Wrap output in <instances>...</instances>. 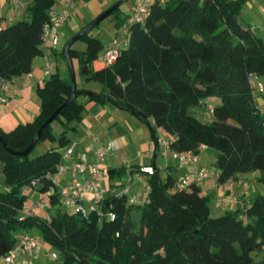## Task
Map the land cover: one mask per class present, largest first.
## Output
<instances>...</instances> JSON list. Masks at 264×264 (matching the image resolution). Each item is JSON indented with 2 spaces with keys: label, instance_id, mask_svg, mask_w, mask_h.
Listing matches in <instances>:
<instances>
[{
  "label": "trees",
  "instance_id": "1",
  "mask_svg": "<svg viewBox=\"0 0 264 264\" xmlns=\"http://www.w3.org/2000/svg\"><path fill=\"white\" fill-rule=\"evenodd\" d=\"M57 1L24 0L29 21L0 29L1 80L28 75L33 59L44 54L42 28L50 23L49 11ZM244 1L153 2L141 23L131 22V15L121 17L117 8L109 17L118 28L126 24L125 45L109 66L99 60L105 46L92 30L76 41L84 50H73L76 42L70 46L68 57L71 64L76 60L78 76L101 88L75 85L74 99L53 120L65 122L58 147L30 157L39 143L55 139L53 121L26 156L11 155L0 144V258L14 248L19 233L36 228L42 242L57 251V264H264V193L212 217L213 194H202L198 184L178 190L181 179L168 175L162 181L154 168L152 174L142 173L147 188L142 201L131 202L112 185L83 214L64 210L46 178L63 163L60 148L68 143L67 134L76 131L84 110L80 98H86L127 111L149 126L155 142L160 132L176 153L198 156L202 148L213 150L217 185L255 172L264 184V94H259L261 104L254 101L250 79L264 76V39L240 24ZM66 73H54L36 88L39 113L32 122L0 130L9 149L25 150L46 119L70 98L68 67ZM208 98L218 103L206 109L208 119L201 121L192 111ZM113 172L111 179L124 169ZM34 186L48 203L45 215L34 212L37 207H23L24 188Z\"/></svg>",
  "mask_w": 264,
  "mask_h": 264
},
{
  "label": "crops",
  "instance_id": "2",
  "mask_svg": "<svg viewBox=\"0 0 264 264\" xmlns=\"http://www.w3.org/2000/svg\"><path fill=\"white\" fill-rule=\"evenodd\" d=\"M13 1L14 0H0V29L6 28L19 21H29L26 9H15ZM119 1L120 0H71L70 3H67L65 0H58L56 2L54 9L56 11H66L69 15L66 23L58 31L57 47L51 50L50 44L44 42V54L33 59L31 72L28 75L8 81L10 91L7 94V102L4 104L0 103L1 131L9 132L18 125L32 122L39 113V100L35 93L36 88L42 87L54 73H58L61 77H65L68 65L65 58L61 55L64 48L60 51L58 50L60 40L62 38H67L66 40L69 41L81 30L88 27L90 23L105 10ZM128 1L129 0L119 7L121 17L132 15L134 8L140 2V0H134V2L131 3ZM239 22L244 28L252 27L254 32L264 39V0L244 1L239 14ZM110 23L111 28L104 42H102L96 34L92 33L93 30L91 31V34L100 40L104 46L109 45L117 35L116 32L118 27L116 26V20L111 17ZM68 41H66V44ZM118 44L120 48L124 46L125 38L121 42L118 41ZM72 49L81 51L84 50V45L80 42H76L72 46ZM102 53L103 49L99 53V60L102 57ZM48 65L50 66V74H45ZM80 81V85H76L75 83L77 88L92 91H99L101 88L99 85V89H97L93 82H87L82 78H80ZM0 96H5V93L0 91ZM80 100L84 104V110L81 114L80 121L77 124L76 131L67 134L66 138L68 143L61 147L60 151L61 153H65L70 146H73V158H77L80 154H85L87 160L90 162L93 160L92 151L90 150L92 136H98L102 144L112 142L114 144L113 152H111L109 157L100 164V169L102 171V178L98 185L100 188L108 191L113 185L114 188L117 189V185L110 183L112 179L109 173L114 175V170L124 169V174L118 178H122L128 174H130L133 179L137 177V185H134L135 188L133 191L131 190V193L136 194L138 200L142 201L147 194V188L145 186V176H141L140 179L138 174H135L140 167H151L153 171H155L154 168H156L158 175L162 167L164 173L172 177L174 172L179 170L182 172L179 180L185 174L193 173L196 169L197 171L202 170V168H197L195 165L186 167L184 165L180 166L170 157L164 160L159 155L157 141H154L149 126L127 111L119 110L111 104L100 105L97 103H88L86 98H80ZM205 101H203V103ZM217 103L218 102H215L209 107ZM150 125L153 126L152 123H150ZM56 130L57 133H55ZM64 131L65 122L62 119L53 121L50 126V132L55 139L52 141L46 140L44 142L50 145L57 143L58 136ZM158 135H160V132L157 131L156 136ZM160 162L163 163V165H160ZM88 176L89 170L87 169L83 173H78L74 176L71 174L61 175L59 176V181L60 185L75 181L84 183L88 179ZM214 179L216 182V174ZM243 180L245 182H243ZM114 182H117V177H114ZM258 183L259 176H257L256 173L240 175L235 181L231 182V187H234L233 190H240L237 196L233 195L229 189L219 191L221 187L217 186L216 183L214 193L216 199H220H217L215 202V209L222 207L226 212L228 210H234L240 205V201L244 204L245 201L242 200V198L247 196L248 190ZM202 185L203 184H199L201 192H203ZM119 187L121 188L122 185ZM57 190H59V187ZM85 195V206H96L92 203V193H85ZM217 202L218 206H216ZM39 203H44L46 206L48 205L46 199L42 197H37V204ZM227 203L228 205H226ZM232 204H234V209H230L232 208Z\"/></svg>",
  "mask_w": 264,
  "mask_h": 264
},
{
  "label": "built area",
  "instance_id": "3",
  "mask_svg": "<svg viewBox=\"0 0 264 264\" xmlns=\"http://www.w3.org/2000/svg\"><path fill=\"white\" fill-rule=\"evenodd\" d=\"M70 3L71 0H65ZM167 0H140L136 5L131 15L130 21L141 23L146 17V12L148 6L153 2H158L164 4ZM15 9H26V2L24 1H13ZM50 23L45 24L42 28L43 40L50 44V49H56L58 44V31L66 23L69 15L66 11H56L54 7L49 11ZM126 24L122 25L117 30V35L123 34L125 32ZM119 44L117 37L112 40V42L103 48L102 57L100 60L107 66L112 65L119 54ZM45 74H50V66L48 65ZM252 85L254 87V101L257 103H262L259 94H264V87L259 82L258 77L250 75ZM0 91L5 93V96H0V103L4 104L7 102V94L9 93L8 81L0 79ZM264 112V109H262ZM211 109L208 113H211ZM157 144L159 147V155L162 158H167L169 155L178 162L180 166L186 163H194L196 160L195 155L190 153H176L169 148L167 139L160 133L157 136ZM90 150L92 151L93 160L88 161L85 154H80L77 158H73V146H70L68 150L63 154V163L57 167L56 173L52 174L50 172L46 173V178L50 180L55 187V190L60 194V198L63 205H68L74 208L76 211L81 213H86V211L92 209L93 206L86 207V195L85 193H92L93 201L92 203L96 205L97 202L103 200L105 196L112 191L111 189L106 191L100 188L102 178V171L100 169V164L104 161V158L114 150V144L108 142L102 144L98 136L91 137ZM89 170L88 179L84 183L71 182L65 185H60L59 176L64 174H71L72 176L83 173L85 170ZM138 176L141 179L142 173L152 174L153 170L151 167H140L138 170ZM206 178L203 170H199L193 173L185 174L177 186L178 190H185L189 188L191 184H200ZM133 178L130 174L126 177V183L121 187L120 192L126 194L130 197V201H138V196L131 193V182ZM60 185V186H59ZM120 185L116 187L119 188ZM37 186H34V188ZM59 187V190L57 188ZM117 188V189H118ZM116 189V188H115ZM119 191V190H118ZM53 191H49L47 194H52ZM218 206V203H216ZM35 207L43 209L45 207L44 203L36 204ZM41 240L39 237H34L30 233H19L16 236V244L14 248L4 257L0 258V264H20L22 258L26 255H34L35 250L40 246ZM52 259H57L56 254H51Z\"/></svg>",
  "mask_w": 264,
  "mask_h": 264
},
{
  "label": "rangeland",
  "instance_id": "4",
  "mask_svg": "<svg viewBox=\"0 0 264 264\" xmlns=\"http://www.w3.org/2000/svg\"><path fill=\"white\" fill-rule=\"evenodd\" d=\"M129 1H130V3L134 2V0H129ZM110 19H111V17L108 16L107 18L102 20L99 23V25L97 27H95L92 31V33L96 34V36L99 37L102 40V42L105 41L107 34L110 31V28H111L110 27V25H111ZM116 37H117L118 41L121 42L126 37V33L124 32L123 34L116 35ZM66 39L62 38L60 40L59 48H58L59 51L64 48L66 41H68ZM72 67H73V70L75 71V78H74L75 83H76V85H80L81 84V81H80L81 77H79L77 74V62H76V60H72ZM95 67L96 68L100 67L99 61L95 62ZM65 77H67V73H66ZM259 81L264 86V76L259 77ZM94 84L97 87V89H99V84H97V83H94ZM215 102H218V99L208 98L203 103V105L201 107L194 109L192 112L199 120L206 121L208 119L207 115H206V113H207L206 109L209 108V106ZM55 133H57V130ZM58 146H59L58 142L53 144V145H50L47 142L39 143L36 146V148L32 151L30 157L31 158L36 157V156L46 152L49 148L58 147ZM111 152H113V151H111ZM111 152L104 158V160H106L107 157H109ZM169 157L172 159V157L170 155L166 159L165 158H163V159L167 160ZM215 158H216V155H215L213 150L207 149V148H202L200 150V153L196 157V160L194 163H189V164L186 163L184 165L185 167L195 165V166H197V168H202L203 172L205 173L206 178L200 184H203L202 185L203 186L202 194H204V195L213 194L214 195V197L211 200L210 205H209L210 213H211L212 217H218L225 212V210L222 207L218 208V209H215V207H214L217 199H220V198L216 199V196L214 193L215 184H216L214 176L217 173L216 168L214 166ZM172 160L175 161L174 159H172ZM177 164H178V162H177ZM160 165H163V163L160 162ZM196 171H197V169L194 170V172H196ZM255 173L257 174V176H259V178H261V174L259 172H255ZM135 174H141V173L136 172ZM181 175H182V172L177 170L174 172L173 178L178 181ZM159 176H160L162 181H165L167 178V174L164 173V170L162 169V167H161V171H160ZM126 177L127 176H123L122 178L117 177V182H114V179H112L111 180L112 182H110V183L114 184V185L124 186V184L126 183ZM243 182H245V181L243 180ZM134 185H137V177L134 178L133 181L131 182L130 189L132 191L135 188ZM217 186L221 187V188H219V191L229 189L231 191V193H233V195H235V196H237L240 193L239 189L233 190L234 187L233 188L231 187V182L224 184L222 186L221 185H217ZM2 187H3V175L1 172V164H0V188H2ZM118 189L120 191L121 188L119 187ZM23 193L25 194V199L23 201V207L26 210L32 209L34 207V205L37 204V197H41L40 194H38L34 189H32L30 187L24 188ZM247 193L249 196L247 195V196L242 198V200H244L245 203H247L248 200L254 198L256 195L264 193V184L262 183V181L261 182L259 181V183L257 185H255L254 187L252 186L251 189H249ZM241 204H243V202L240 201V205ZM224 205H225V203H224ZM226 205H228V203ZM68 207H69L68 205L62 206V208L66 211L69 210ZM231 207L232 208H230V209H234L235 208L234 204H232ZM228 211H233V210H228ZM34 212L40 213L42 215H45V213H46L45 211H42L40 209H35ZM29 233L34 237H39V239L41 240L39 233H38L36 228L31 230ZM53 253L57 254V251L55 249H53L52 247L48 246L47 244H44L41 240L40 246L35 250L34 255L24 256L22 258V260L20 261V264H57V260L51 258V254H53Z\"/></svg>",
  "mask_w": 264,
  "mask_h": 264
},
{
  "label": "water",
  "instance_id": "5",
  "mask_svg": "<svg viewBox=\"0 0 264 264\" xmlns=\"http://www.w3.org/2000/svg\"><path fill=\"white\" fill-rule=\"evenodd\" d=\"M127 0H120L119 2H117L116 4H114L113 6H111L110 8H108L107 10H105L102 14H100L87 28H84L83 30H81L79 33H77L74 37H72L67 44L65 45L64 49H63V54L66 58V62L68 65V70H69V76H70V84H71V88H72V94L70 96V98L63 103L57 110H55V112L53 114H51L46 121L41 125V127L37 130V132L35 133V135L33 136L32 140L30 141L29 145L27 146V148L21 152H15L11 149H9L5 143V141L0 137V144L2 145V147L11 155L14 156H26L28 155L33 148L35 147L36 143L38 142L42 131L45 129V127L47 125H49L59 114V112L65 107L67 106L73 99H74V89H75V79H74V71H73V67L71 64V61L68 57V49L70 48V46L76 42L87 30H93L102 20H104L105 18H107L113 11H115L117 8H119L122 4H124ZM36 190L37 193H41L42 190L40 187H35L34 188Z\"/></svg>",
  "mask_w": 264,
  "mask_h": 264
}]
</instances>
